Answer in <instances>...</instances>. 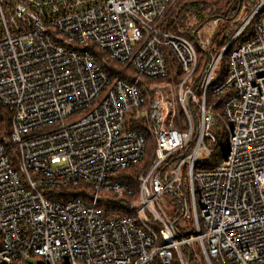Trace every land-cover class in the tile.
I'll list each match as a JSON object with an SVG mask.
<instances>
[{"label": "built area", "instance_id": "1", "mask_svg": "<svg viewBox=\"0 0 264 264\" xmlns=\"http://www.w3.org/2000/svg\"><path fill=\"white\" fill-rule=\"evenodd\" d=\"M178 1L0 0V104L11 114L0 136V264H191L182 247L192 241L207 264H264V0H239L197 30L196 45L165 29ZM236 7L251 11L237 21ZM222 22L234 34L198 69L197 47L209 50ZM250 22L213 90L228 93L215 113L207 89ZM92 47L123 69L109 75ZM167 50L183 71L175 99L144 97L142 78L167 76ZM160 82L149 90L169 85ZM139 119L155 149L128 201L111 176L144 155ZM216 123L225 155L197 167ZM103 192L121 212L105 211Z\"/></svg>", "mask_w": 264, "mask_h": 264}, {"label": "trees", "instance_id": "2", "mask_svg": "<svg viewBox=\"0 0 264 264\" xmlns=\"http://www.w3.org/2000/svg\"><path fill=\"white\" fill-rule=\"evenodd\" d=\"M238 1L239 0H179L178 2H180L181 5L179 6L177 11L169 12L165 29L172 32H177L178 28H181L182 30H180L179 33L185 36L190 41L194 40V42L197 44V30L201 29L203 26H208V23L214 17L224 15L227 10L232 9L233 5L238 4ZM250 11V7L245 10L246 14H248ZM229 17H231V15ZM235 30L236 27L230 26L228 22L220 23L212 36L211 49L207 51H202L200 49L204 53V56L202 58H199L200 62L198 69L202 67V62L205 58V55L206 57H210L211 55L216 56L229 41ZM253 32L254 22H250L238 35L233 44L229 48H227L221 55L218 69L213 79L211 80L210 86L206 92V101L208 104L211 105L213 102H217V105H215L214 107L215 113H221L223 99L225 98L226 94H228L225 93L216 96L214 95L213 90L219 83L223 82L225 79L227 70V57L229 51L236 45H239L250 39L253 36ZM91 51L97 57L100 66L104 68L109 73V75L112 76L123 69V67L120 66L117 62L110 60L103 50H98L97 48L92 47ZM167 68V76L161 80H150L147 78L141 79L140 83L138 84V89L141 95L147 97L149 93H152V90H149V88H147V85H149V83L155 81H168L177 84V82L181 80L183 71L179 69V66L176 64L174 58L171 56L168 50ZM125 70H128V74L132 73L131 68H126ZM10 118L11 114L9 110L0 104V136L8 133ZM174 121L176 123L178 119H174ZM146 124L147 121L144 119H139L132 122V127H134V129H136L137 131L142 132L143 136L145 137L146 146L142 159L130 166L118 169L111 176L112 179L120 180L128 185L132 192V195L125 194V198L128 201L134 199L137 196V176L147 169L154 156L155 142L152 135L145 128ZM213 131L216 135V138L212 143V149L210 148L211 154L209 157V159H213V161L211 163L205 161L204 163H200L199 165H197V167L216 166L222 161L225 155L228 143V134L221 123H216ZM70 189L78 190L79 188ZM102 194L103 196H107V199H105V202L103 203L106 212H121L120 209L122 206H120L119 203H116L110 193L103 192ZM183 251L186 257L189 258L190 263L196 264L193 257L194 252L190 250V246L186 245L185 247H183ZM171 264H179V262L174 259Z\"/></svg>", "mask_w": 264, "mask_h": 264}, {"label": "rangeland", "instance_id": "3", "mask_svg": "<svg viewBox=\"0 0 264 264\" xmlns=\"http://www.w3.org/2000/svg\"><path fill=\"white\" fill-rule=\"evenodd\" d=\"M180 5H181V3L180 2H177L175 4V6L173 8H171L172 9L171 11H177ZM237 9H238V7L235 8L234 13H233V15H231V17L233 16L234 18H236L237 21H239V20H241L246 15L245 10H247V8L244 9V10L242 9L241 12L239 13V15H237L238 14L237 13L238 12ZM206 28H207V26H203L201 30H203V29L205 30ZM178 29H179V31L182 30L181 28H178ZM206 32H208V31L205 30V33H203V34H206ZM210 32H212V31H210ZM192 42L196 45V43L194 42V40H192ZM210 49H211V47H210ZM197 53H198L199 58H202L204 56V53L198 47H197ZM127 71L128 70H124V72H126V73H127ZM165 82L168 83V81H164V82H160L158 84H164ZM175 85H176V83H172V82H169L168 87H162L163 85H158L159 86L158 87L159 92L152 91V93H149L148 94V97H150V98L153 97V98H156V99L157 98L166 97V98H169L170 100L171 99L174 100L175 99V91L177 90V88L175 87ZM149 86L152 87L153 89H156V87H157V85H153V84L152 85H149ZM162 88H163V90H162ZM153 89H151V90H153ZM175 108H176V104H175ZM206 143L212 149V143L213 142H211L208 139H206ZM201 158L202 159H206V153H203L202 156H201ZM207 161H208V163H211L213 161V159H209ZM150 163H149V165H150ZM181 173L184 176H186L185 168L182 169ZM192 231H194V229ZM183 247H185V246H183ZM183 247H182V251H183ZM190 250H192L194 252V256L193 257L195 259V263L196 264H207V262L205 261L203 255H202V253L200 251L198 242L192 241V243L190 244ZM183 253H184V251H183Z\"/></svg>", "mask_w": 264, "mask_h": 264}]
</instances>
